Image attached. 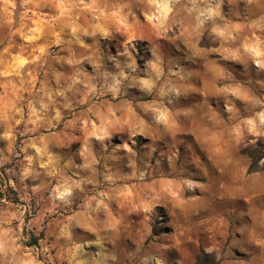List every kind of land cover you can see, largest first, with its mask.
Listing matches in <instances>:
<instances>
[{
  "label": "rangeland",
  "instance_id": "1",
  "mask_svg": "<svg viewBox=\"0 0 264 264\" xmlns=\"http://www.w3.org/2000/svg\"><path fill=\"white\" fill-rule=\"evenodd\" d=\"M0 193V264H264V0H0Z\"/></svg>",
  "mask_w": 264,
  "mask_h": 264
},
{
  "label": "trees",
  "instance_id": "2",
  "mask_svg": "<svg viewBox=\"0 0 264 264\" xmlns=\"http://www.w3.org/2000/svg\"><path fill=\"white\" fill-rule=\"evenodd\" d=\"M248 155L250 156V162H249V165H248V171L252 172V171L259 170L260 169L259 157L258 156H254L251 153H248ZM37 241H38V237L37 236H31L28 244L29 245H35V244H37Z\"/></svg>",
  "mask_w": 264,
  "mask_h": 264
}]
</instances>
